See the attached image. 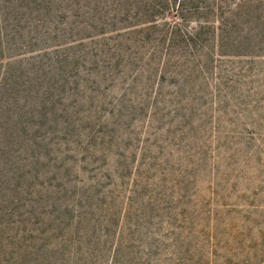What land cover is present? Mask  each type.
Listing matches in <instances>:
<instances>
[{
    "label": "rangeland",
    "instance_id": "374dc122",
    "mask_svg": "<svg viewBox=\"0 0 264 264\" xmlns=\"http://www.w3.org/2000/svg\"><path fill=\"white\" fill-rule=\"evenodd\" d=\"M31 1L0 0V264H264V23Z\"/></svg>",
    "mask_w": 264,
    "mask_h": 264
},
{
    "label": "trees",
    "instance_id": "16d2710c",
    "mask_svg": "<svg viewBox=\"0 0 264 264\" xmlns=\"http://www.w3.org/2000/svg\"><path fill=\"white\" fill-rule=\"evenodd\" d=\"M124 2L125 0H116L115 2L117 3L121 13H124L126 11ZM254 2H259V0H239L238 3H234L238 9L237 15L240 19H243L249 23L253 21L264 23V13L259 14V12H261V9L259 8H262L264 10V6L262 4H255ZM140 3H142L143 7H141V5H138L137 3H134V6H137V14L143 15V17L146 18V21L144 22L150 23L152 25L156 24L159 16L163 14V12L168 10H173L175 16L181 19H184L189 15H198L199 13H201V11L211 12L213 10V4L209 3L208 0H140ZM46 4L47 0H39V3L35 2L30 8L35 9L38 6L42 8L48 7ZM138 8L142 9L139 10ZM215 8H217V6H215ZM216 30H218V28ZM173 35L175 37L177 35H180L182 40L184 39L187 41L188 39H190V35H192V33L182 31L180 34L174 32ZM253 40V36H251V34H248L247 38H245L244 41H246L247 46H250L254 43Z\"/></svg>",
    "mask_w": 264,
    "mask_h": 264
}]
</instances>
